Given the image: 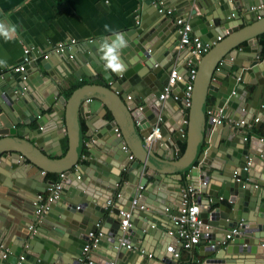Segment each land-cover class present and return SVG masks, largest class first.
Returning a JSON list of instances; mask_svg holds the SVG:
<instances>
[{
    "label": "water",
    "instance_id": "95a60500",
    "mask_svg": "<svg viewBox=\"0 0 264 264\" xmlns=\"http://www.w3.org/2000/svg\"><path fill=\"white\" fill-rule=\"evenodd\" d=\"M155 1L142 0L141 13ZM158 1L163 5L164 0ZM238 10L245 13L240 17ZM159 11V6H155V12L159 13L157 18L162 16ZM201 14L206 16L205 21L193 18L189 23L194 34L207 43L209 39L214 41L218 34L224 38L236 32L238 20L242 24L264 17V0H217L209 11ZM192 15H196L195 10ZM166 21L164 17L161 24L152 28L141 24L135 30L122 33L128 46L120 53L126 69L121 74L105 71L103 67L100 48L105 38L85 45L84 58L89 66L107 83H112L108 87L101 86L102 97L85 98L84 93L89 88L86 86L75 90L68 99L59 96L58 92L43 99L44 102L35 98L31 106L22 93L25 85L19 84L12 76H5L0 85V137H3L0 139V167L6 164L2 162L8 156L14 159L17 166L10 168L13 181H21H15V185L34 195L44 190L31 188L23 182L24 179L38 182L39 175L45 179L48 174H63L62 193L51 208L59 203L67 202L68 205L65 206L64 221L51 231L54 238L47 233L43 238L37 235L41 233L37 228L43 220L36 223L33 215L32 224L20 236L21 244L17 250L8 248L9 252L5 254L7 249L0 246V264H16L20 256L23 257L21 264H83L80 259L89 242L88 235L96 233L101 222L103 236L92 251V264H143L145 260L139 261L138 255L121 246V242L133 249L138 247L136 239L147 235L164 240L169 227L167 223L163 225L160 217L169 222V216L178 212L181 191L186 187L194 190L199 216L203 224L210 226L206 240L211 244L199 254L207 263L225 264L222 261L233 260L229 264H248L249 255L264 259V139L257 135L249 139L240 134V137L235 136L230 127L211 124L205 116L211 108L229 112L241 104L244 109L248 103L252 112L246 116L237 112L232 119H244L254 126L256 111L264 106V62L257 57L263 52L258 39L264 34V25L250 28L252 32H261L248 37L247 47L241 52L238 51L240 44H235L236 39L232 38L234 41L229 46L226 43L225 47L221 44L212 46L200 62L195 63L197 75L187 108L181 84L173 89L177 93L172 91L165 100L169 107L164 105L165 102H158L176 54L173 52L175 43L168 45L163 38L168 30L171 33L173 30L171 25L162 27ZM200 25L204 27L200 29ZM110 38L109 43L115 39L114 36ZM222 59H232L237 70L232 78H227L225 87L218 88L221 82L215 84L213 78ZM42 67L49 69L44 63ZM247 70L254 77L252 91L248 94L236 84L237 78L245 75ZM180 73H185L184 68ZM235 88L238 94L234 92ZM174 95L176 101H173ZM209 97L214 100L213 105L208 104ZM93 99L101 104L95 112L92 110ZM41 110L48 113L38 118ZM258 118L260 121L261 117ZM82 119H86V130ZM20 123L34 127L31 132L26 128L32 134L25 141L29 147L16 144L14 140L17 139L10 137L12 125ZM49 125L54 127L55 135L48 133ZM155 126L162 128L160 143L157 147L154 144L147 147L144 139ZM64 129L68 149L63 155L59 140L63 138ZM115 129L119 130V136ZM85 137H88V143ZM51 139L57 143L58 149L53 152L52 148H44V143ZM184 141L186 149L183 152L179 142ZM155 157H181L180 171L160 170L153 165ZM248 161L249 171L246 172L243 169ZM234 171L238 181L233 177ZM211 180L215 186L211 189L204 187L203 183ZM51 182L48 180L44 189ZM167 184L172 186L170 192L165 191ZM215 187H218L216 194ZM135 198L145 210H136L130 227L123 232L120 230V212H127ZM109 200L114 201L110 210L107 208ZM30 227H35L33 237L30 236ZM236 227L240 228V234L227 242V233ZM214 232L221 235L219 244L212 241ZM168 238L171 242L172 238ZM223 242L225 247H221ZM23 246L24 254L20 255ZM105 248L108 252L104 251ZM166 252L165 260L160 264L173 263L172 253L167 249ZM211 256L214 259H210Z\"/></svg>",
    "mask_w": 264,
    "mask_h": 264
},
{
    "label": "crops",
    "instance_id": "0c3cea01",
    "mask_svg": "<svg viewBox=\"0 0 264 264\" xmlns=\"http://www.w3.org/2000/svg\"><path fill=\"white\" fill-rule=\"evenodd\" d=\"M215 1L217 0H191V2L190 0H164L163 5H161V3L156 0L146 12L141 13L142 0H0V23L5 24L7 27L14 25L16 28V32L12 35L11 39H5L4 36L0 35V61L5 62L4 64H0V85L3 84L5 76L14 77L19 84L25 85L22 93L25 94L27 102L31 106L33 102H35V98L44 102L43 99L53 97L55 92H58L59 96L68 99L70 97H67V94L77 86H79L77 89L89 86L84 93L85 98L102 97L104 93L101 90V86L108 87L109 83H107L100 74L95 73L89 66L87 60H85L84 54L86 53V44L110 36L115 37L114 34L117 32L125 33L135 30L139 28L141 24L148 28H152L157 24H161V20L166 17L167 21L162 23V27L167 28L171 25V30H173L172 33L168 30V32L163 35V38L168 45H170L175 43L178 37L177 27L175 26L176 17L183 18L188 22L193 18L205 21L206 16L201 13L209 11L210 6ZM233 1L234 0H230V2ZM210 2L211 4L209 5ZM155 6H159L160 10H162V16H159V18H157L159 13L155 12ZM236 9L237 8L234 7V10ZM167 10H169L170 13H166ZM193 10L196 11L195 16L192 15ZM244 13V10H238L240 17ZM216 16L217 15H215V17ZM231 18L233 19V16H231ZM207 23L211 24L212 22ZM239 23L240 20H238L236 32L230 35L227 34L228 36L225 35L224 38V35L218 34L215 39L216 41L209 39L213 44L212 46L224 45L225 43L229 46L230 43H233L234 40L232 38H234L236 39L235 44H240L238 46V51L241 52L242 48L247 47L246 39L248 40V37L261 32V30H253L252 32L250 28L256 25H264V17H258L252 22L244 21L242 24ZM105 25L108 26L110 31L105 30ZM203 27V25H200V29ZM213 31H215V29ZM247 31H249V34L246 33ZM217 38H220V40H217ZM70 40H75L76 44L71 51H66L60 56L52 55L48 60H43L38 54L39 52H50L58 43H69ZM258 45H262L263 48V52L259 53L258 57L261 62H264V34L259 36ZM24 46H32L36 49L37 60L26 66L25 73H15V68L22 64V49ZM241 55L246 56L247 54L241 53ZM250 56L255 55L250 54ZM174 57V62L171 63L172 69L177 68L179 71L181 68L187 69V63L190 60V55L187 51L178 52ZM199 62L200 61L197 63ZM42 63L46 64L49 69L44 70ZM236 70L237 67L233 65L232 61L226 62L221 68L219 75H214V83L219 84V82H221L218 88L225 87L227 78H232ZM250 73L251 72L247 70V73L245 75H240L236 81L237 86L246 94L252 91L254 77H251ZM21 74L26 76L25 80H23ZM115 81H117L116 78ZM114 86L113 84V87ZM174 92L177 93L176 90H174ZM234 92L238 94L237 88L234 89ZM175 97L174 95L173 101H176ZM213 102L214 100L209 97L208 104L213 105ZM247 102H249V100ZM100 105L99 102L93 99V112L98 110V106ZM164 105L170 106V104L166 102ZM242 106L243 104L236 107V109H229V112L223 109L225 113L224 116L232 119L238 114L246 116L253 110L249 109L251 105H248V103L243 107L244 109H241ZM49 112H51V110H49ZM256 112L257 117H261L257 125H255V123L254 126L247 125L240 128L236 131L238 133L235 136L240 137V135H243L249 139L252 135H257L259 138L264 139V106ZM46 113L48 112L41 110L38 118L43 117ZM81 123L86 130V119H82ZM255 127L259 128L255 129ZM26 128H29L30 132L34 129L32 125L26 126L24 123H20L12 125L10 130V137L17 139L14 140L16 144H24L23 147L28 146L25 144V141L32 135L28 133ZM47 130L50 135L56 134L52 125H49ZM65 131L66 129H64L63 138L59 140L63 155L68 149V139ZM58 137L59 136H57V139ZM2 138L3 137H0V139ZM85 142H89L88 137H85ZM29 143H33V139L30 140ZM159 143V141L155 143L154 147H157ZM179 145L181 150L182 146L186 149V141L182 143L179 142ZM54 146L55 148L53 149ZM44 148H52L51 152L58 150L57 143L52 139L44 143ZM82 160L83 159H81V162ZM2 163L6 164L0 167V181H3L0 182V246L7 249L4 253L8 254V248L13 251L18 249V246L21 244L20 236L24 235L27 230L25 228L32 224V216L34 213L33 201L38 193L36 195L28 193L15 185V181L19 183L21 181L17 179L13 181L14 179L10 168L17 166V162L14 159L8 156ZM153 165L164 172L180 171L182 165L181 157H155ZM53 175L59 176V174ZM41 176H38L40 179L38 182H31L28 178L24 179L25 181L23 182L28 183L31 188L34 187V189L41 191L44 190V185L48 180H54L49 174L45 179H42ZM150 181H153V179H150ZM212 186L215 185L211 180L210 182H206L204 187L211 189ZM170 188H172V186L167 184L165 191L170 192L168 191ZM215 188L216 194L218 192V187ZM66 205H68L67 202L55 204L49 210L48 214L45 218H42L43 221L40 222L37 228V230L41 232L37 235L43 238L45 237L44 233H47L50 238H54L51 231L64 221ZM160 218L163 225L167 223V227H170V223L164 221L163 216ZM155 220L159 219L155 217ZM149 228L154 233L155 230L151 229V226ZM99 229L103 230L102 222L99 225ZM34 234L35 233L31 232L30 236L33 237ZM213 236L214 239L212 241L217 244L221 239V235L219 232H214ZM166 241L168 242L166 243ZM136 242L138 247L133 248L131 251L138 255L137 259H139V261L145 260L143 264H160V261L165 260V255L167 254L166 249L175 244L173 239H171L170 242L167 234H164V240L162 238H154L152 235H147L143 239H136ZM169 243L171 244L169 245ZM210 244V241L206 240L204 244L200 242V244L194 246L190 250L181 249L182 260L189 264H209L205 261L206 259L199 254H203L205 248L209 247ZM221 247L225 246L221 244ZM104 251L108 252L107 248H105ZM23 252L24 246L22 247L20 255L24 254ZM149 255L151 257H149ZM158 258L159 260H157ZM248 258H250L246 261L248 264L264 263V259L261 257L256 259L254 255H249ZM210 259H214V256H211ZM66 260L67 259H65V261ZM222 262L229 264L234 261L226 260ZM240 262L242 261H239V263Z\"/></svg>",
    "mask_w": 264,
    "mask_h": 264
},
{
    "label": "built area",
    "instance_id": "2783aa9c",
    "mask_svg": "<svg viewBox=\"0 0 264 264\" xmlns=\"http://www.w3.org/2000/svg\"><path fill=\"white\" fill-rule=\"evenodd\" d=\"M159 12H162L160 10ZM166 13H170L169 10ZM175 26L177 27V40L173 46V52H182L187 51L190 55V60L187 63V69L184 74H181L179 69L173 68L170 70L168 74L167 84L164 86L162 93L158 98L159 103H164L168 96L171 94L173 89L181 84L184 86L183 88V99L185 101V106L188 108L191 103V96L194 90V82L196 80L197 68L196 64L203 57L204 54H207L212 47V42L204 43L201 41L199 36H196L192 30L191 24L183 18L176 17ZM220 40V38H217ZM76 44L75 40H70L69 43L60 42L57 46L50 52H39V56L43 60H48L52 55L60 56L66 51H71V49ZM32 46H24L22 49V64L15 68V73H24L26 70V66L30 63L37 60L36 53L37 51ZM37 54V55H38ZM258 57V56H257ZM259 58V57H258ZM260 59V58H259ZM228 61H232V59H222L217 64V67L214 71L215 74L219 75L221 68ZM22 75V74H21ZM23 80L26 79V76L22 75ZM109 85H112L110 82ZM177 99V97H175ZM206 119L214 125H224L230 127L234 135H236L240 128L245 126H251L247 124L244 119L234 120L229 119L224 116V110L222 108H211L205 112ZM259 118L254 119V123H258ZM115 132L119 136V130L115 129ZM162 128L160 126H155L148 136L144 139V145L147 147H151V145L157 143L161 138ZM127 150V147H123ZM84 158V156H82ZM130 159L133 156L129 157ZM250 162L248 161L246 166L244 167V171H249ZM233 177L238 181L237 173L233 172ZM64 175L59 174L56 180H52L51 183L47 185L44 189V192L38 193L33 201V208L36 223H39L45 215L49 212L53 203L59 200L60 195L62 193ZM205 185V183H203ZM114 207V201H107V208L110 210ZM136 210L143 211L145 210L144 205H139L138 200L135 198L129 207L127 212H120L122 216V220L120 222V230L126 232V230L130 227V220L134 216V212ZM170 227L167 231V236L172 238L175 244L169 246L167 251L172 253V264H189L182 260L181 258V249L190 250L194 246L200 244L202 240H206L209 237L208 231L210 230L209 225L203 224L202 219L199 216V213L196 208V200L194 196V190L191 187H186L181 191V201L179 204V210L176 214L169 216ZM29 230L32 233H35V227H30ZM240 234V228L236 227L231 229L225 239L226 241H230L234 236ZM103 236V233L100 229L96 233H90L88 235L89 242L85 245L82 251V257L80 262L83 264H92L90 261V257L93 249L96 247L100 238ZM219 244V242L217 243ZM225 245V243H221ZM121 246L126 247L129 250L132 248L121 242ZM6 255L3 256L5 258ZM149 257H151L149 255ZM23 257L20 256L16 262V264H21Z\"/></svg>",
    "mask_w": 264,
    "mask_h": 264
},
{
    "label": "clouds",
    "instance_id": "9594fccd",
    "mask_svg": "<svg viewBox=\"0 0 264 264\" xmlns=\"http://www.w3.org/2000/svg\"><path fill=\"white\" fill-rule=\"evenodd\" d=\"M105 30L110 31L107 25H105ZM16 32L15 26L7 27L5 24L0 23V35L4 36L5 39H11L12 35ZM115 39L111 40L109 43L110 37H106L104 42L101 45V60L104 61L103 67L105 71H110L115 74H121L126 69L124 64L121 61V50L126 48L127 41L124 38L122 33H115ZM4 61H0V64H4Z\"/></svg>",
    "mask_w": 264,
    "mask_h": 264
},
{
    "label": "trees",
    "instance_id": "16d2710c",
    "mask_svg": "<svg viewBox=\"0 0 264 264\" xmlns=\"http://www.w3.org/2000/svg\"><path fill=\"white\" fill-rule=\"evenodd\" d=\"M79 86H77V87H75V88H73V90H71L68 94H67V97H70L71 96V94L73 93V91L75 90V89H77ZM184 149H185V147L184 146H182V151L184 152ZM49 175H51V177L54 179V180H56L57 179V176H55V175H53V174H49ZM56 177V178H55Z\"/></svg>",
    "mask_w": 264,
    "mask_h": 264
}]
</instances>
